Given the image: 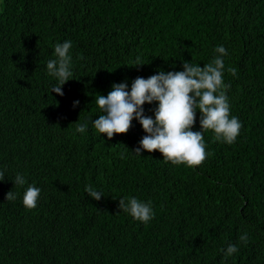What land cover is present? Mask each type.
Instances as JSON below:
<instances>
[{
    "label": "trees",
    "instance_id": "obj_1",
    "mask_svg": "<svg viewBox=\"0 0 264 264\" xmlns=\"http://www.w3.org/2000/svg\"><path fill=\"white\" fill-rule=\"evenodd\" d=\"M66 40L74 80L59 96L46 64ZM221 44L230 115L243 125L233 144L205 131L208 155L187 168L131 153L145 135L135 120L111 140L95 133L97 94L203 67ZM143 107L151 116L155 104ZM0 167V264H264V0H0ZM16 173L41 188L36 208L5 200L24 191ZM88 184L105 197H88ZM133 196L151 201L147 224L120 211ZM229 244L238 252L225 259Z\"/></svg>",
    "mask_w": 264,
    "mask_h": 264
},
{
    "label": "clouds",
    "instance_id": "obj_2",
    "mask_svg": "<svg viewBox=\"0 0 264 264\" xmlns=\"http://www.w3.org/2000/svg\"><path fill=\"white\" fill-rule=\"evenodd\" d=\"M71 48L70 40L55 44L54 58L47 61V75L55 81L50 94L63 96V86L74 80L71 79L74 75ZM214 51L218 55L203 67L191 61L183 62L181 71L160 69L148 78H135L130 87L125 80L112 84L106 96L97 94L95 102L100 114L91 120L95 133L99 138L104 135L111 140L115 134L127 133L135 120L145 135L131 153L141 157L143 152L155 150L162 155L165 164L187 168L200 165L208 155L205 131H211L216 142L233 144L243 125L238 117L230 115L226 94L228 85L224 83V57L228 51L222 44ZM136 63L137 66L144 65L139 60ZM229 71L235 75L234 68ZM145 104H155L151 116L145 115ZM78 105V100L73 102V108ZM197 113L200 130L193 131ZM88 127V121L76 122L73 134L83 135ZM5 179V169L0 167V182ZM11 183L24 188L28 181L24 174L16 173ZM84 191L95 201L105 197L104 192L92 184L86 185ZM40 195L41 188L30 184L22 194L10 190L5 200L15 201L20 197L25 209L32 210L37 207ZM118 207L134 221L144 224L155 216L151 201H142L134 196L120 198ZM239 240L247 243L248 235H240ZM222 252L227 259L238 252V247L229 244Z\"/></svg>",
    "mask_w": 264,
    "mask_h": 264
}]
</instances>
